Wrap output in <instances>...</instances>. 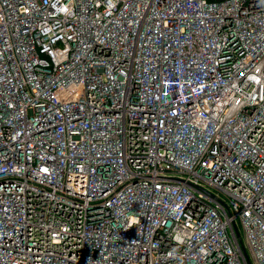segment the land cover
<instances>
[{"label": "built area", "instance_id": "2783aa9c", "mask_svg": "<svg viewBox=\"0 0 264 264\" xmlns=\"http://www.w3.org/2000/svg\"><path fill=\"white\" fill-rule=\"evenodd\" d=\"M0 264H264V0H0Z\"/></svg>", "mask_w": 264, "mask_h": 264}]
</instances>
